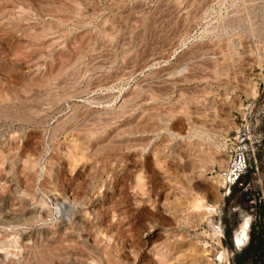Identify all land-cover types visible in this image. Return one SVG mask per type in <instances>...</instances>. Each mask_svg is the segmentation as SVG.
Listing matches in <instances>:
<instances>
[{"label": "rangeland", "instance_id": "obj_1", "mask_svg": "<svg viewBox=\"0 0 264 264\" xmlns=\"http://www.w3.org/2000/svg\"><path fill=\"white\" fill-rule=\"evenodd\" d=\"M0 264H264V0H0Z\"/></svg>", "mask_w": 264, "mask_h": 264}, {"label": "built area", "instance_id": "obj_2", "mask_svg": "<svg viewBox=\"0 0 264 264\" xmlns=\"http://www.w3.org/2000/svg\"><path fill=\"white\" fill-rule=\"evenodd\" d=\"M239 177V173L232 175V181L236 180Z\"/></svg>", "mask_w": 264, "mask_h": 264}]
</instances>
